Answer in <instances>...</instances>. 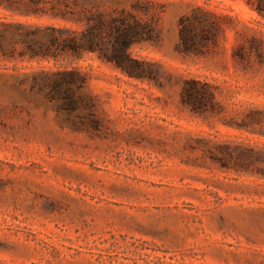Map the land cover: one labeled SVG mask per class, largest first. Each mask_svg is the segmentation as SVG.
Returning <instances> with one entry per match:
<instances>
[{
    "label": "rangeland",
    "instance_id": "rangeland-1",
    "mask_svg": "<svg viewBox=\"0 0 264 264\" xmlns=\"http://www.w3.org/2000/svg\"><path fill=\"white\" fill-rule=\"evenodd\" d=\"M18 1L0 0L15 48L0 53V264H264V16L252 0H64L151 23L153 38L129 48L134 74L96 52L20 55L25 31L84 24ZM202 13L207 45L181 50V16ZM187 78L207 82L213 104H183Z\"/></svg>",
    "mask_w": 264,
    "mask_h": 264
},
{
    "label": "trees",
    "instance_id": "trees-1",
    "mask_svg": "<svg viewBox=\"0 0 264 264\" xmlns=\"http://www.w3.org/2000/svg\"><path fill=\"white\" fill-rule=\"evenodd\" d=\"M45 0H19L17 7H23L27 12L36 14L49 13L53 16L70 17L82 21L83 28L77 30L66 26L47 24L40 37L36 30L19 34L20 41L25 46L20 55L29 58L58 60L71 55L79 57L85 52H96L98 56L113 62L128 74H134V62L137 60L130 55L129 48L136 42L153 38V27L150 22L134 18L132 11L106 12L93 7L81 5L79 8L70 6L64 0H54L49 6L42 4ZM61 3L63 7H61ZM255 9L264 16V0H252ZM136 7V6H135ZM134 9V5H133ZM137 9V8H135ZM193 16L191 24L189 16L180 18V49L183 51H200L207 45V16ZM213 27V25H211ZM15 48L5 44V36L0 32V53L5 56L14 54ZM73 72H67L72 74ZM51 85L47 92L49 98H59L61 92ZM214 93L210 85L196 78H187L182 91V102L193 112L207 108V102L213 104Z\"/></svg>",
    "mask_w": 264,
    "mask_h": 264
}]
</instances>
